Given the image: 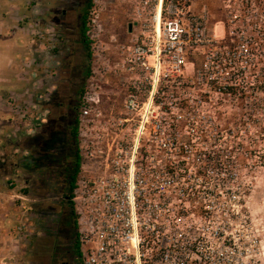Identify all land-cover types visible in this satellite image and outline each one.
<instances>
[{"label": "rangeland", "instance_id": "obj_1", "mask_svg": "<svg viewBox=\"0 0 264 264\" xmlns=\"http://www.w3.org/2000/svg\"><path fill=\"white\" fill-rule=\"evenodd\" d=\"M24 1L29 8L25 9V14L35 6H40V9L30 14L36 24L33 27L24 25V36L32 43L20 56L24 69L22 81L25 87H32L33 92L29 102L17 100V105L21 106V111L34 117V107L39 105L49 110V116L34 134H17L16 138L9 137L5 141L6 159L1 165L6 166L1 172L4 180L0 188L6 201L0 208V222H3L6 234L0 235V241L4 239L8 247L0 249V264H81L74 250L78 228L73 231V206L69 198L73 193L69 192L65 165L72 156L69 133L79 118L82 96L78 93L87 91L93 71L103 66L97 63L99 58L95 59L93 55L91 59L87 58L80 42L78 33L83 11L72 19L77 34L71 35V41L64 44L56 40L52 30L57 18L54 9L63 1ZM95 1L89 10L87 31ZM101 1L98 10H103L101 22L105 32L102 38L108 45L104 58L109 67L108 84L106 82L103 86L102 109L106 116L119 120L125 117L123 101L128 93V81L122 70L121 47H115L110 41L116 36L120 46L128 45L131 10L128 4ZM174 1L185 11L190 7L193 13H199L206 6L216 36L215 46L223 43L233 52L237 45L243 43L249 49V57L242 63V60L219 51L215 63L209 64V71H206L204 55L192 56L183 87L165 89L166 114L155 123L159 125V135L166 147L160 153L139 151L135 165H144L145 169L146 165L149 168L164 165L161 173L164 180L156 184L160 191L164 194H186L185 191L192 187V193L198 199V213H213L218 218L215 227L227 229L229 225L224 213L239 211L238 220L245 233L247 247L249 237L253 234L258 237L257 247L248 253V261L264 264V0ZM44 16L46 18H42ZM23 19L26 23L29 18ZM92 47L90 42L91 54ZM225 60L227 68L237 67L243 72L241 77L233 79L237 81L233 83L239 86L231 90V95L226 94L221 86L229 80H225V75L217 70ZM88 65L91 69L89 76L86 75ZM114 67H118V74H111ZM54 71L59 73V79L55 81L53 90V81L47 79ZM209 81L213 82L211 89L206 88ZM24 89L23 86L22 91ZM8 94V89L0 87V102ZM9 96L7 103L13 115L17 116L16 106L10 105L16 101ZM40 96L42 100L38 103ZM196 97L204 104L194 110L189 109L186 101ZM174 98L182 99L180 111L171 109L170 103L173 107L180 103H174ZM61 103L63 105L58 107ZM10 118L12 123L14 117ZM26 121L30 123V119L23 120L28 126ZM7 132L14 135L13 130L8 129ZM78 143L77 147H80V137ZM78 150L80 154V148ZM82 164L89 165L85 161ZM123 164L124 159L120 162ZM13 165H17L16 170ZM149 175L147 173L148 179ZM233 196L240 197L239 204L231 201Z\"/></svg>", "mask_w": 264, "mask_h": 264}, {"label": "built area", "instance_id": "obj_2", "mask_svg": "<svg viewBox=\"0 0 264 264\" xmlns=\"http://www.w3.org/2000/svg\"><path fill=\"white\" fill-rule=\"evenodd\" d=\"M113 1L128 4L131 10L128 45L120 46L116 36L110 41L121 47L128 93L123 101L125 117L116 120L106 116L102 95L109 73L104 58L108 45L102 38L103 10H98L102 1L96 0L86 35L93 43V57L99 58L97 63L103 67L93 71L79 104L80 156L89 165L82 164L71 197L81 264H251L248 253L257 247L258 237H249L247 247L239 211L224 213L227 229L215 227L218 218L213 213H198V199L192 187L186 194L160 191L156 184L164 180V165H146V169L144 165H135L139 151L160 153L166 147L155 123L166 114L165 89H180L185 84L190 58L203 54L204 70L209 71V64L215 63L219 51L243 63L249 57L247 45L239 44L233 52L223 43L215 46L216 36L206 6L193 13L190 7L185 11L174 0ZM225 67L226 60L217 70L229 80L221 86L231 95V90L239 86L233 79L243 72L237 67ZM118 73V67H114L111 74ZM212 84L209 81L206 88L211 89ZM41 100L42 96L38 103ZM177 101L180 103L175 107L173 103L170 106L180 111L182 99L174 98V103ZM186 102L192 110L204 104L199 97ZM34 110L35 117L16 106L22 120L30 119L26 134H34L48 119V109L35 105ZM122 159L124 164L120 165ZM231 201L239 204L240 197L233 196Z\"/></svg>", "mask_w": 264, "mask_h": 264}, {"label": "crops", "instance_id": "obj_3", "mask_svg": "<svg viewBox=\"0 0 264 264\" xmlns=\"http://www.w3.org/2000/svg\"><path fill=\"white\" fill-rule=\"evenodd\" d=\"M25 9L28 10L29 8L25 5L24 0H3L0 3V87L9 90V94L0 102V183L4 180L1 172L3 167L6 166L1 165L6 159V138L10 137V139H14L17 134L23 135L28 132V130H26L27 132L24 133V130L27 129L24 125L25 123L21 117L13 115L11 111L12 109L7 103L9 95L11 96H9L10 98L15 99V106H17V100L29 102L33 92L32 87H25V84L22 81L24 69L20 56L26 47H31L32 43L30 38L27 40L26 36H24V25L26 24V27H33L36 24V22H32L30 14L31 12H34L33 10L37 12V10L40 9V6H35L29 14H25ZM23 17L26 19L29 18L26 23L23 21L25 20ZM42 18L46 17L44 16ZM58 79L59 73L57 71L52 72L47 79L50 82L53 81V90L55 89V81ZM41 85L42 82H40V86ZM23 86L25 88L24 91H22ZM29 104L32 106L34 105L33 103ZM10 117H14L12 123ZM8 129L13 130L14 135H10L7 132ZM13 166L14 170H16L17 165ZM4 195L5 193L0 188V208L5 205L6 198ZM5 234V226L3 222H0V235ZM6 247H8L7 242L2 239V241H0V249H6Z\"/></svg>", "mask_w": 264, "mask_h": 264}, {"label": "trees", "instance_id": "obj_4", "mask_svg": "<svg viewBox=\"0 0 264 264\" xmlns=\"http://www.w3.org/2000/svg\"><path fill=\"white\" fill-rule=\"evenodd\" d=\"M92 1L89 0L87 3V6L84 10V15L82 17V26H81V44L83 45L85 51L87 52V58L91 59L92 54L90 50V42L89 39L87 38V24H88V16H89V10L92 7ZM91 69L89 65L86 68V75L89 76L91 73ZM84 90H80L78 95L83 96L84 95ZM63 104H59L58 107L62 106ZM57 107V106H55ZM78 122L76 121L75 125L72 127L70 133H69V147L70 151L72 153L71 160L69 163L65 165V174L66 177L69 181V192L72 194L74 189L76 188V185L79 180V175L81 172V167H82V158L79 154V150L77 147L78 143ZM72 195L69 196L71 199ZM72 212V225H73V231L75 232L77 229V217L75 215V211L73 207L71 208ZM74 250L75 253L78 255L79 258H81V252H80V244H79V238H78V233L75 232V243H74Z\"/></svg>", "mask_w": 264, "mask_h": 264}, {"label": "flooded vegetation", "instance_id": "obj_5", "mask_svg": "<svg viewBox=\"0 0 264 264\" xmlns=\"http://www.w3.org/2000/svg\"><path fill=\"white\" fill-rule=\"evenodd\" d=\"M63 3L61 5H56L54 9L55 16L57 17L53 22L52 30L55 32L54 37L59 43L67 44V42L71 41V35L74 36L75 33V26L72 19L74 15L80 13L81 11V22H80V29H79V37L81 40V26H82V17L84 15V10L87 6L89 0H62ZM80 8L79 6H82ZM70 37V38H69ZM73 55V53H72Z\"/></svg>", "mask_w": 264, "mask_h": 264}, {"label": "bare ground", "instance_id": "obj_6", "mask_svg": "<svg viewBox=\"0 0 264 264\" xmlns=\"http://www.w3.org/2000/svg\"><path fill=\"white\" fill-rule=\"evenodd\" d=\"M149 108V107H148ZM148 112L145 113V119H147Z\"/></svg>", "mask_w": 264, "mask_h": 264}]
</instances>
